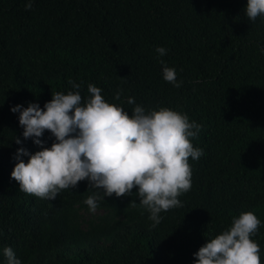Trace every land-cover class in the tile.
I'll list each match as a JSON object with an SVG mask.
<instances>
[{"label":"trees","instance_id":"trees-1","mask_svg":"<svg viewBox=\"0 0 264 264\" xmlns=\"http://www.w3.org/2000/svg\"><path fill=\"white\" fill-rule=\"evenodd\" d=\"M246 3L34 0L26 9L25 0H0V250L10 246L21 264H193L210 233L252 211L262 221L251 239L264 264V16L249 20ZM158 46L167 49L162 57ZM161 60L175 68L180 87L163 79ZM70 80L82 98L94 84L129 114L132 96L200 125L190 138L203 150L188 160L191 188L155 227L135 187L105 196L91 212L84 200L99 190L87 180L49 200L11 177L16 149L40 146L21 135L10 106L43 108L51 94L75 91ZM41 139L47 147L54 137L45 130Z\"/></svg>","mask_w":264,"mask_h":264},{"label":"clouds","instance_id":"clouds-1","mask_svg":"<svg viewBox=\"0 0 264 264\" xmlns=\"http://www.w3.org/2000/svg\"><path fill=\"white\" fill-rule=\"evenodd\" d=\"M33 3L25 0L24 7L31 9ZM244 9L247 18L255 21L264 16V0H247ZM155 51L162 57L167 49L158 46ZM160 63L163 79L180 87L175 68L163 60ZM69 83L75 91L51 94L43 108L34 101L27 107L10 106V111L18 113L21 135L40 146L31 153L23 146L16 149L11 177L20 190L49 200L56 199L62 189L87 180L89 189L99 190L84 200L91 212L105 196L131 195L135 187L139 204L155 227L161 222L160 213L181 207L178 197L191 188L188 160H198L203 150L194 147L190 138L197 136L200 125L186 113L168 107L146 109L132 96L126 99L134 105L129 114L121 104L106 101L102 89L94 84H88L89 95L82 98L81 85ZM121 92L115 93V100L121 99ZM45 130L54 137L47 147L41 139ZM14 140L22 145L20 137ZM261 225L252 211L234 216L228 228L210 233L192 253L193 264H262L260 246L251 239ZM0 252L6 264H21L10 246Z\"/></svg>","mask_w":264,"mask_h":264}]
</instances>
